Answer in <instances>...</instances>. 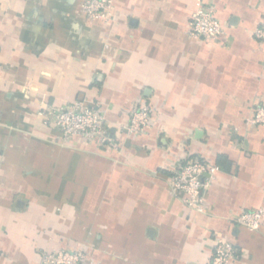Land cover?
Listing matches in <instances>:
<instances>
[{
    "label": "crops",
    "instance_id": "obj_1",
    "mask_svg": "<svg viewBox=\"0 0 264 264\" xmlns=\"http://www.w3.org/2000/svg\"><path fill=\"white\" fill-rule=\"evenodd\" d=\"M84 0H0V264H44L42 253L84 250L94 264H208L215 237L233 264H264V0H202L225 35H188L200 0H115L113 21L89 20ZM84 99L105 111L120 147L59 143L44 104ZM153 126L121 135L133 105ZM200 157L220 167L192 211L169 168ZM220 157L222 159L220 160Z\"/></svg>",
    "mask_w": 264,
    "mask_h": 264
},
{
    "label": "built area",
    "instance_id": "obj_2",
    "mask_svg": "<svg viewBox=\"0 0 264 264\" xmlns=\"http://www.w3.org/2000/svg\"><path fill=\"white\" fill-rule=\"evenodd\" d=\"M115 0H84L82 12L87 19L112 22ZM188 35L191 38L207 43H217L225 35L222 22L217 17L214 5L198 1L192 11L188 23ZM254 36L264 41V22L255 30ZM151 107L148 104L137 103L130 110L126 123L120 124L121 135L132 136L143 134L153 126ZM39 115L45 122L54 126L59 135V143L69 144L76 138H83L88 143L101 148L118 149L120 138L113 139L105 111L97 106L79 99L63 106L44 104ZM251 126H264V106H256L247 119ZM170 171V186L175 194H182L185 204L192 211L205 213V192L216 179L220 167L204 158L193 157L179 162ZM264 219V208L244 210L235 216L233 223L244 226L251 231L260 229ZM236 259V249L233 242L225 237L217 236L214 241L212 259L208 264H233ZM44 264H94L84 250L46 251L42 253Z\"/></svg>",
    "mask_w": 264,
    "mask_h": 264
},
{
    "label": "trees",
    "instance_id": "obj_3",
    "mask_svg": "<svg viewBox=\"0 0 264 264\" xmlns=\"http://www.w3.org/2000/svg\"><path fill=\"white\" fill-rule=\"evenodd\" d=\"M222 159V157H220V160Z\"/></svg>",
    "mask_w": 264,
    "mask_h": 264
}]
</instances>
